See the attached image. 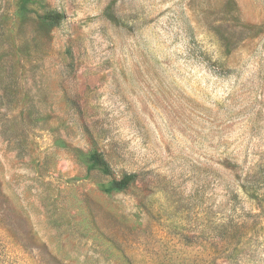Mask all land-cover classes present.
Listing matches in <instances>:
<instances>
[{"label":"rangeland","instance_id":"rangeland-1","mask_svg":"<svg viewBox=\"0 0 264 264\" xmlns=\"http://www.w3.org/2000/svg\"><path fill=\"white\" fill-rule=\"evenodd\" d=\"M0 264H264V0H0Z\"/></svg>","mask_w":264,"mask_h":264},{"label":"trees","instance_id":"trees-1","mask_svg":"<svg viewBox=\"0 0 264 264\" xmlns=\"http://www.w3.org/2000/svg\"><path fill=\"white\" fill-rule=\"evenodd\" d=\"M43 19L55 24H59L64 19V15L61 13H48L43 16ZM89 160L91 162V165L94 168L99 169L103 174H112V170L109 163L101 153L93 152L90 155ZM135 179V174H123L118 180L111 181V183L106 187L105 190L107 192L123 190L127 188L130 184H132Z\"/></svg>","mask_w":264,"mask_h":264}]
</instances>
